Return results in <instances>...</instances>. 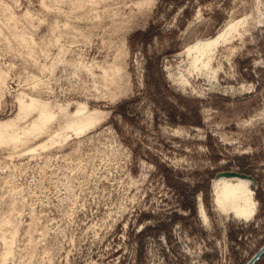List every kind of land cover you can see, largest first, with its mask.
Segmentation results:
<instances>
[{"label": "rangeland", "instance_id": "obj_1", "mask_svg": "<svg viewBox=\"0 0 264 264\" xmlns=\"http://www.w3.org/2000/svg\"><path fill=\"white\" fill-rule=\"evenodd\" d=\"M51 1H0L33 20L16 25L0 10V121L16 115L21 91L105 115L63 145L29 151L42 136L0 146V217L16 230L8 264L249 262L264 247V0ZM11 23L33 36L35 59ZM233 23L209 68L188 70V49ZM59 53L64 64L48 68ZM109 65L120 69L107 82ZM226 171L253 178V218L218 208L213 184Z\"/></svg>", "mask_w": 264, "mask_h": 264}, {"label": "bare ground", "instance_id": "obj_2", "mask_svg": "<svg viewBox=\"0 0 264 264\" xmlns=\"http://www.w3.org/2000/svg\"><path fill=\"white\" fill-rule=\"evenodd\" d=\"M59 1H61V0H59ZM70 1L72 2L74 0H70ZM82 1L83 0H76L75 2H77L78 4H83ZM90 1H93V0H90ZM54 2H55V0H54ZM56 2H57V0H56ZM71 2L67 1V3H71ZM95 2H96V0H94V3L89 2V3H91V4L88 3L89 5H91V8L90 7H88V8H90L92 10V6H93V4H95ZM100 2H101V0H100ZM48 3H49V1H48ZM77 3H75V4H77ZM86 3H87V1H85L84 4H86ZM150 3H151V0H143L142 1V4H148L149 5ZM75 4H72V6ZM42 5H44V1H43ZM68 5H70V4H68ZM89 5H87V6H89ZM95 5L97 6V4H95ZM45 6H47V5H45ZM81 6L83 7V5H80V7ZM0 8H1L0 10H2V12H4L8 16V20H11L12 22L14 21L15 24H16L15 21L18 20V17L19 18L22 17L21 19L29 21L28 25H31L30 21L32 20V16L30 15L29 12L26 11L25 13H23V15H21V17L20 16L17 17L15 15V13L12 11L10 6H8L4 3L2 4L0 2ZM76 8H78V6ZM48 10L53 12V9L52 10L48 9ZM57 10L59 11V9H57ZM82 10H84V9H82ZM50 11H48V12L50 13ZM2 15H4V14H2ZM6 15L3 17L4 19H5ZM5 22L10 23L9 21H5ZM14 23H11V25H14L12 27V28H14V30H13L14 36H12V38L15 39L14 42H16V44H17V42L23 44V45L20 44L21 47H23L24 45L26 47H28L29 50H27V51H29L28 53H30V55H28V56H32L31 58L35 59L34 58L35 55H32V52L35 51V49L33 48V40H34L32 38L33 36L30 35L31 37H29L27 34H26L27 35L26 36L23 33L24 31L19 30V28H17L16 25L19 24V21L16 25ZM23 27L25 28L24 25H23ZM68 27H70V26H68ZM6 28L8 31H11L8 29V27H6ZM235 28H236V24H234V23L229 24L228 28L223 32L222 35H220L221 34L220 33L216 38L210 37V38H206V39H201V40H198L197 44L192 45L188 49V50H191V52L189 54V60H188V64H189L188 70L192 71L195 68L196 69L199 68L200 71H205L206 69H208L210 66V59L208 57V54L215 50V49H213V47L216 46V44L221 39H223V38L227 39L228 37H230L229 34L232 31H234ZM26 30H27V28H26ZM74 31H77V30H74ZM28 32H30V31H28ZM58 32H57V34H58ZM81 32H79L80 35L81 34L84 35ZM52 34H53V31H52ZM57 34H55V37ZM61 34L62 33H60V35ZM77 35H78V33H77ZM58 37H60V36H58ZM80 37H82V36H80ZM84 38H86V36ZM16 39H17V41H16ZM7 41H6V43H7ZM52 42L53 43H56V42L59 43L58 40L56 42H54V41H52ZM26 47H25V49H26ZM58 47L63 48L60 45ZM6 48H8V49L10 48L9 44H8V47H6ZM61 50L64 51L63 49H60L59 51L61 52ZM39 51L40 50H38V52ZM43 51H41V52H43ZM45 51H47V50H45ZM28 53L26 52V54H28ZM43 53L44 54L47 53V55H48V52H43ZM61 53H64V52H61ZM61 53H59V56H57L58 58L56 57V59H53L51 61V63L48 65V68L54 70L55 65H58L59 63L64 64L63 62H61L62 61V58L60 56ZM44 54H43L44 57H48V56H46V54L45 55ZM199 56H200V59H199ZM31 58H28L27 60H29ZM27 60L25 62H28ZM63 61H65V60H63ZM69 61L71 62L72 60L66 61L70 65ZM76 61H74L75 62L74 65H73L74 62L71 63V67L75 66L76 69H78V70H79V68L82 67L84 69V71L86 70L87 73H91V76L92 75L97 76L96 72H94L95 74H93V72H92L93 67L92 68L90 67L91 69L89 68V66L86 68V65L84 67V64H82V62L80 63V61L79 62L78 61L76 62ZM32 63H36V62L33 60ZM32 63H30V64H32ZM38 63H40V62H38ZM38 63L36 64V66H38V65L40 66V64H38ZM43 65L46 66V64H43ZM109 66H108V68L102 67L103 73L101 74L102 79L107 81V82L109 80L112 81L113 79H115V78L112 79V77H114L120 69L118 66H115V65L112 67H111V65H109ZM32 67L34 68V64ZM105 67H107V66H105ZM38 68H41L42 69L41 71H44L43 67H38ZM44 69L46 70V68H44ZM47 70H49V69H47ZM81 70L82 69H80V71ZM101 72H99V73H101ZM99 73H98V76L100 77ZM87 75H89V74H87ZM180 75L182 76V74H180ZM210 75L215 78L216 74H215V72H212ZM91 76H87V77L91 78ZM99 77H97V78L99 79ZM32 78H35V76L34 77L32 76ZM93 79L94 78L92 77V80ZM5 80L6 79H5L4 72L0 71V98L4 95ZM33 80H35V79H33ZM38 80H40V79H38ZM98 82H100V80H98ZM37 83H38V81H37ZM92 83H93V81H92ZM102 83H104V85H107V83H105L104 81ZM111 83L113 84V82H111ZM209 83L212 84L213 82L211 81ZM39 84H37V85H39ZM98 84H100V83H98ZM34 85L37 86L36 82ZM96 85H97V83L93 87H97ZM108 85L110 86V83ZM99 86H101V85H99ZM106 87H108V86H106ZM103 88H104V86H103ZM89 89L90 90H88V89H86V90L91 91V88H89ZM92 89H94V88H92ZM34 90H36V89L34 88ZM97 90H99V89H97ZM97 90L95 88L94 91H97ZM105 90H107V88H105ZM84 91H85V88H84ZM102 91L103 90L101 89L100 92H102ZM103 92H105V91H103ZM87 93H89V92H87ZM96 93H94L93 95L96 96L95 95ZM34 94H36V93L34 92ZM37 94H38V92H37ZM39 95H40V92H39L38 96H32V95L25 94L22 91L20 92V94H18V96H17L18 98H16L17 103H18L16 115L13 118L8 119L6 121H3V122L0 121V146H2V148L4 147V149H5L7 147H10V148L15 150L18 147V145H20V144L26 145L32 140H38V138H42V136H45L46 140L44 142H42L41 144H39L38 146L30 149L29 151L36 152L38 150H44L47 148L49 149L50 147L63 145V143H65L67 140H69L73 135L78 136V135L83 134L84 132L88 131L92 127H94L105 115V113H103L102 111L95 109V108H91L86 102H80V101L79 102H71V103H75V104H73L75 109L73 111H70L69 109L72 106L71 103L70 104L65 103V105H64V103L60 104V103H57L55 101L49 100L48 97H47L48 99L46 100V98L44 99V98L40 97L41 95L40 96ZM46 95H48V92ZM105 95H106V93H105ZM48 96H50V94ZM101 97H103V96H101ZM55 121L57 122V124L55 126H53V123ZM7 151H9V150H7ZM249 184H252V179L247 178V177H241V176H237V175H235V176H224V175H222V176L216 177L213 185H214V189L216 190V193H218V197H217L218 208L222 211L233 212L237 217H242L245 220H249V219L253 218V216L255 215V202L253 200V192L248 188ZM217 189H218V192H217ZM16 207H17L16 206V200L14 198H12V200H10V204H9V208H10L11 213H12V211L17 210ZM201 213H202L201 215H202L204 221L207 222V217H206L205 213L203 212V210H201ZM14 214H16V213H14ZM17 215H19V214H17ZM17 215H15V216L17 217ZM13 218L15 219L14 216H13ZM32 220L33 219H31V221ZM34 222H35V220H34ZM33 224L35 225V223H33ZM15 231H16L15 228L12 225H10V219H8V217L5 215L1 216L0 217V237H1L0 239L2 240L3 245H4V252L2 253V256L0 257V264H8V260L10 258L11 253H12V246H13V242H14Z\"/></svg>", "mask_w": 264, "mask_h": 264}, {"label": "water", "instance_id": "obj_3", "mask_svg": "<svg viewBox=\"0 0 264 264\" xmlns=\"http://www.w3.org/2000/svg\"><path fill=\"white\" fill-rule=\"evenodd\" d=\"M241 176V177H247V178H250L252 179L253 181V178L251 176H248V175H245V174H240V173H237V172H232V171H226V172H221V173H218L216 175V177H219V176ZM264 254V247L249 261L247 262L246 264H256V262L259 260V258Z\"/></svg>", "mask_w": 264, "mask_h": 264}]
</instances>
